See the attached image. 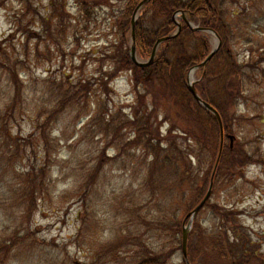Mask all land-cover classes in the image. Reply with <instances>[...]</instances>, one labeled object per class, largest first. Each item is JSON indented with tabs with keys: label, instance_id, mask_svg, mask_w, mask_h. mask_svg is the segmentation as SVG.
I'll use <instances>...</instances> for the list:
<instances>
[{
	"label": "rangeland",
	"instance_id": "obj_1",
	"mask_svg": "<svg viewBox=\"0 0 264 264\" xmlns=\"http://www.w3.org/2000/svg\"><path fill=\"white\" fill-rule=\"evenodd\" d=\"M126 3L0 0V240L9 243L15 236L20 238L0 264H139L137 259L149 258L144 248L137 246L139 241L157 255H164L165 264H184L173 233L160 235L149 226L159 217L158 207L170 208V198L146 187L148 170L143 149L131 151L136 154L133 159L120 154L118 148L131 133L124 132V139L120 137L117 146L113 144L107 150L112 137L100 134L92 123L93 113L98 109L100 112L101 105L115 116L122 109L132 114L135 95L127 72L116 79L110 95L92 87L90 93H85L87 99L81 97L56 115L51 127L54 150L48 164L51 185L42 197L38 196L31 218L23 208L16 207L10 193L20 188L17 175L25 174L26 167L43 166L45 161L39 140L34 139L18 156L13 155L9 145H14L16 139L27 146L35 127L49 118L59 98L53 96L52 88L61 83L68 87L85 79L94 85L98 76L109 70L111 63H103L102 58L105 52L120 46L118 21ZM81 4L94 9L90 20L83 15ZM219 5L233 25L231 50L239 62H260L264 58V0H219ZM206 36L215 46L216 37ZM259 66L264 70V61ZM18 75L22 83L17 87ZM198 76L196 73V80ZM253 76L241 87L243 100L240 119L233 129L232 149L238 147L250 156L264 158V77H260V69H255ZM14 101L16 109L10 113L8 108ZM162 117L155 121V128L161 127V135L169 138V125H160ZM185 148L188 154L200 153L191 142H186ZM103 153L111 158L119 153L121 157L106 164L96 184L87 190L89 175ZM195 163L196 159L193 166ZM211 163L201 169L209 170ZM193 166L190 177L197 173L198 167ZM224 179L211 203L237 213L255 249L248 252L249 264H260L257 260H264V164L233 168ZM195 188L187 184L190 193ZM180 218L183 220L184 215ZM197 223L216 233L223 224L211 209L204 210ZM30 233L32 236L24 239ZM232 236L236 237L234 233ZM113 244L121 246L118 263L109 253ZM213 264L220 263L214 259ZM237 264L243 262L238 260Z\"/></svg>",
	"mask_w": 264,
	"mask_h": 264
},
{
	"label": "trees",
	"instance_id": "obj_2",
	"mask_svg": "<svg viewBox=\"0 0 264 264\" xmlns=\"http://www.w3.org/2000/svg\"><path fill=\"white\" fill-rule=\"evenodd\" d=\"M126 1L125 9L118 21L121 33L120 46L116 48L113 46L114 49L105 52L102 58L103 63H111L109 70L101 73L94 85L85 79L68 87H64L65 84L61 83L52 88L53 96L58 95L59 98L53 103L49 118L43 119L35 127V131L27 139L29 140L27 146L26 143L21 146L16 139L14 145H9V150L14 151L13 155L18 156L22 151L28 150L34 139L39 140L41 157L45 161L43 166H34L30 169L26 167L25 174L17 175L20 188L10 193L16 207L23 208L24 214L31 218L37 209L39 198L51 185L48 180L51 168L49 169L48 164L54 150L51 127L55 123L56 115L64 111L67 106H74L81 97L87 99L85 93H90L92 87L100 88L104 95H110L116 79L124 72H128L132 78L135 95L134 106L131 107L132 114H126L122 109L119 115L115 116L109 113L108 108L101 105L100 112L99 109L94 111L92 123L96 130L97 127L99 128L100 134H110L112 137L107 150L111 149L120 137L124 139V132L131 133L118 148L120 154H127L133 159L136 154L130 152L143 149L146 156L144 166L148 170L146 187L152 188V192L160 191L168 194L170 198L168 204L170 208L158 207L159 217L149 226L152 230H157L160 235L172 232L177 245L176 251L182 252L184 219L206 196L217 160L220 159L214 179L212 199L222 180L229 176L231 169H244L250 165L264 164V158L250 156L238 147L231 149L228 139L240 119L238 112L243 100L241 87L249 79H254L255 69H260V77H264V70L259 66L264 58L257 63L239 62L231 50L234 28L219 8V0H151L136 24L137 54L141 59H149L157 41L176 32L177 24L174 16L179 12L185 13L189 21L196 26L213 30L221 38L220 50L206 69L199 70L196 84L201 98L213 106L223 120L225 139L219 158L221 146L219 123L211 113L195 101L187 85L190 71L202 64L212 51L209 39L205 34L195 32L185 22H181V33L177 38L161 46L154 64L148 68H139L132 61L128 44L133 14L145 0ZM80 7L83 9V15L90 20L94 9L86 4H81ZM258 59L260 58L256 57L255 60ZM18 78L19 75L15 78L17 87L22 83ZM18 96L19 89L16 101ZM16 101L8 108L10 113L16 109ZM160 115H163L160 125H169L167 130L169 138L161 135V127L155 128V121ZM186 142L195 144L199 148V155L188 154L185 148ZM118 154L116 153L114 158L109 157L107 153L102 154L96 169L89 175L85 186L87 190L96 184L106 164L121 157ZM211 158L213 160H210ZM194 159L197 160L195 166H193ZM209 161L212 162L210 169H201ZM192 166L198 167L194 177L189 176L192 173ZM187 184L196 187L193 194L187 189ZM211 200L204 210L211 209L216 217H220L223 224L218 230L219 233L210 232L204 230L196 219L188 242L190 264H213L214 259L220 264H237L238 260L243 264H249L248 252L250 249L255 250L252 249L249 241L250 234L238 222L237 213L233 210L227 211L225 208L223 211L218 204L211 203ZM182 215H184L183 220L180 218ZM83 216L86 217V212ZM232 233L236 237H233ZM31 236L32 233L24 239ZM127 238L132 240L131 237ZM19 240L17 236L9 243L0 240V259L6 258ZM137 246L144 248L149 256L148 259H137L139 264H165L167 258L164 255H157L153 249L144 247L140 241ZM120 248V244H113L109 251L117 263L120 259ZM257 262L264 264V260L258 259Z\"/></svg>",
	"mask_w": 264,
	"mask_h": 264
},
{
	"label": "water",
	"instance_id": "obj_3",
	"mask_svg": "<svg viewBox=\"0 0 264 264\" xmlns=\"http://www.w3.org/2000/svg\"><path fill=\"white\" fill-rule=\"evenodd\" d=\"M151 0H145L142 4H140V6L137 8L134 16H133V20H132V42H133V47H132V58H133V61L135 62V64L139 67H148L150 65L153 64L154 60H155V57H156V54H157V51H158V48L160 47L161 44L171 40V39H174L178 36V34L180 33L181 29H182V26L181 24L178 23V32L176 34H174L173 36H170V37H166V38H163L161 40H159L153 50V53H152V57L150 59V61L148 63H141L137 57H136V44H135V27H136V21L137 19L139 18V12L143 9V7L148 4ZM183 19L186 21L185 17H183ZM197 31H204V32H211L209 30H202V29H195ZM221 44V41L219 39V44L218 46L212 51V53L209 55V57L205 60V62L203 64H201L199 67H197L196 69H200V68H204L205 66L208 65V63L212 60V58L214 57V55L216 54V52L218 51L219 49V46ZM195 84L196 82L195 81H191V79L189 78V89H190V92L192 93L193 97L196 99V101L198 102V104L202 107H204L206 110H208L210 113H212L218 120L219 122V125H220V129H221V135H222V141H223V136H224V129H223V123H222V120H221V117L219 115V113L213 109L208 103L204 102L200 96L198 95L197 91H196V88H195ZM212 189H213V181L211 183V186H210V189H209V192H208V195L206 196V198L203 200V202L198 206V208H196V210L192 213V220L193 218L199 213V211L205 206L206 202L209 200V198L211 197V194H212ZM192 225V222L190 223V225L188 226V228H185L184 229V234H183V251H184V255H185V258L187 260V245H188V238H189V233H190V230H191V226ZM188 262V261H187Z\"/></svg>",
	"mask_w": 264,
	"mask_h": 264
},
{
	"label": "bare ground",
	"instance_id": "obj_4",
	"mask_svg": "<svg viewBox=\"0 0 264 264\" xmlns=\"http://www.w3.org/2000/svg\"><path fill=\"white\" fill-rule=\"evenodd\" d=\"M192 78H194V76L192 75Z\"/></svg>",
	"mask_w": 264,
	"mask_h": 264
}]
</instances>
